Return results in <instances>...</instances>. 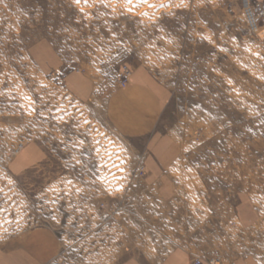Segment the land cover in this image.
Segmentation results:
<instances>
[{"label":"rangeland","instance_id":"1","mask_svg":"<svg viewBox=\"0 0 264 264\" xmlns=\"http://www.w3.org/2000/svg\"><path fill=\"white\" fill-rule=\"evenodd\" d=\"M169 210L206 264H264V28L239 0H0V241L155 264Z\"/></svg>","mask_w":264,"mask_h":264},{"label":"crops","instance_id":"2","mask_svg":"<svg viewBox=\"0 0 264 264\" xmlns=\"http://www.w3.org/2000/svg\"><path fill=\"white\" fill-rule=\"evenodd\" d=\"M134 81L137 86L140 84L148 87L139 74L136 75ZM155 95L157 96V94ZM155 99L153 95V100L156 102ZM169 169L172 168H166V170ZM174 171L175 169L170 173ZM176 171L183 174L179 169ZM165 201L171 202L172 199H165ZM180 205H182L181 202ZM177 217L179 215L175 210H169L164 214V223L172 224V226L168 227L169 230L165 227L164 243H159L157 246L158 259L155 264H195L197 259H200L202 264H206V260L215 254L213 253L215 244H210L208 247L198 246L196 240L188 235L186 227L182 228L181 225H178L181 221H178ZM169 243L172 244V247L165 250L166 244ZM222 244L221 240L218 241L215 249L221 248ZM225 244L227 246V243ZM60 248V238L52 228L48 226L34 227L0 241V264H51ZM161 254L162 256H160ZM123 264H153V262L143 253L140 262L128 260Z\"/></svg>","mask_w":264,"mask_h":264},{"label":"built area","instance_id":"3","mask_svg":"<svg viewBox=\"0 0 264 264\" xmlns=\"http://www.w3.org/2000/svg\"><path fill=\"white\" fill-rule=\"evenodd\" d=\"M239 8L245 17L249 30L258 33L259 29L264 27V0H239ZM230 11L234 12V9L231 7ZM130 76L131 69L124 65L119 85L126 86ZM211 263L214 264L215 262L212 260ZM195 264H202V262L198 259Z\"/></svg>","mask_w":264,"mask_h":264},{"label":"bare ground","instance_id":"4","mask_svg":"<svg viewBox=\"0 0 264 264\" xmlns=\"http://www.w3.org/2000/svg\"><path fill=\"white\" fill-rule=\"evenodd\" d=\"M262 28H264V27H262ZM261 29V28H260Z\"/></svg>","mask_w":264,"mask_h":264}]
</instances>
